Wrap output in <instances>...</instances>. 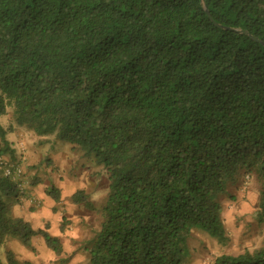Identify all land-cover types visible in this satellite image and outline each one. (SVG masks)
Instances as JSON below:
<instances>
[{
    "label": "trees",
    "instance_id": "1",
    "mask_svg": "<svg viewBox=\"0 0 264 264\" xmlns=\"http://www.w3.org/2000/svg\"><path fill=\"white\" fill-rule=\"evenodd\" d=\"M203 2L212 20L201 0H0V156L18 161L19 130L104 166L86 264H185L194 229L225 244L221 201L251 174L264 227V0ZM71 202L92 206L83 190ZM21 203L0 172V248L40 236L63 262L61 240L17 215ZM0 264L31 263L7 250ZM214 264H264V236Z\"/></svg>",
    "mask_w": 264,
    "mask_h": 264
},
{
    "label": "rangeland",
    "instance_id": "2",
    "mask_svg": "<svg viewBox=\"0 0 264 264\" xmlns=\"http://www.w3.org/2000/svg\"><path fill=\"white\" fill-rule=\"evenodd\" d=\"M2 123L6 127L11 121L3 118ZM18 137L17 132L8 133L17 155L20 154L17 160L23 168L28 192H34V189L47 190L51 186L60 191L61 199L56 206V213L61 217V224L68 230V236L64 241V261L60 263L57 259V262L52 261L53 264H86L89 260L87 249L94 243L100 230L101 214L109 192L104 166L95 161L93 154L74 151L67 141L57 139L38 145L36 139L30 138L29 133L20 132ZM20 142L22 145L18 147ZM242 179L241 174L240 180ZM78 190H83L88 195L91 208L71 202L73 193ZM258 190L256 176L251 174L250 177L245 176L240 189L231 190L232 198L227 194L221 201L227 242L220 244L202 229H194L186 242L188 255L185 264H214L218 256L252 252L262 244L264 227L258 225L253 218ZM45 204L44 200L42 208H45ZM24 219L30 221L34 230H39L37 226L42 220L28 216H24ZM41 229L45 230V227ZM7 250L19 262L31 264H49V253L55 257L40 236L33 237L30 248L14 240L3 244L0 248V261H5Z\"/></svg>",
    "mask_w": 264,
    "mask_h": 264
},
{
    "label": "crops",
    "instance_id": "3",
    "mask_svg": "<svg viewBox=\"0 0 264 264\" xmlns=\"http://www.w3.org/2000/svg\"><path fill=\"white\" fill-rule=\"evenodd\" d=\"M20 132L23 133L22 131L17 130V138H19L18 133ZM19 145L18 147H21L22 143L20 142ZM30 193L37 200H39L40 205L35 206V205L30 204L29 202L21 203V205L17 206V215L21 216L22 218H24V216H28V217H31L37 220H42L41 223L37 226V228L39 229H41V227L44 228L45 225L48 224L47 232L51 234L53 237L60 239L61 242L63 243V250L66 251L64 248V243H65L64 241L67 240L68 230L64 228V231H61V227H62L61 217L60 216L58 217V214L53 212V209L56 208V206L59 205L60 203H55L46 194V190L40 191L39 189H34V192H30ZM44 200L46 201V204H45V208H42ZM67 253H70V252H67ZM49 254L51 257L49 264L51 263L53 264V262H57L55 261L57 260V258H55L52 253H49ZM70 254H73V253H70Z\"/></svg>",
    "mask_w": 264,
    "mask_h": 264
},
{
    "label": "built area",
    "instance_id": "4",
    "mask_svg": "<svg viewBox=\"0 0 264 264\" xmlns=\"http://www.w3.org/2000/svg\"><path fill=\"white\" fill-rule=\"evenodd\" d=\"M0 172L5 177L17 185L22 203L29 202L32 205L39 206L40 202L27 190V181L21 164L17 161H9L0 156Z\"/></svg>",
    "mask_w": 264,
    "mask_h": 264
},
{
    "label": "water",
    "instance_id": "5",
    "mask_svg": "<svg viewBox=\"0 0 264 264\" xmlns=\"http://www.w3.org/2000/svg\"><path fill=\"white\" fill-rule=\"evenodd\" d=\"M201 2H202V6H203L204 11L207 13V15L210 18V20H212L211 15L209 14V11L207 10V7L205 6L203 0H201ZM227 29H229V28H227ZM233 30H235L237 32H240V33L248 34V32L243 31V30H238V29H233ZM253 39L257 40L256 38H253Z\"/></svg>",
    "mask_w": 264,
    "mask_h": 264
}]
</instances>
